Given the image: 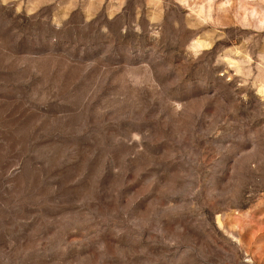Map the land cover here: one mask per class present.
<instances>
[{
	"label": "rangeland",
	"instance_id": "374dc122",
	"mask_svg": "<svg viewBox=\"0 0 264 264\" xmlns=\"http://www.w3.org/2000/svg\"><path fill=\"white\" fill-rule=\"evenodd\" d=\"M0 264H264V0H0Z\"/></svg>",
	"mask_w": 264,
	"mask_h": 264
}]
</instances>
